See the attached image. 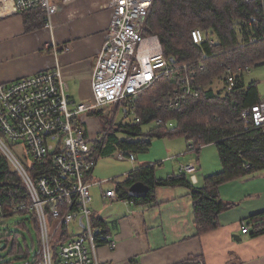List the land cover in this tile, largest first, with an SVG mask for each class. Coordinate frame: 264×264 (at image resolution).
<instances>
[{
  "label": "trees",
  "instance_id": "trees-1",
  "mask_svg": "<svg viewBox=\"0 0 264 264\" xmlns=\"http://www.w3.org/2000/svg\"><path fill=\"white\" fill-rule=\"evenodd\" d=\"M262 13L264 0H153L143 35L157 36L164 56L175 64L196 63L203 52L210 56L206 61L207 71L200 77V83L206 86L214 78L220 79L225 68L264 65ZM26 14L27 27L30 21L28 17L32 16L43 24L39 10ZM195 29L210 32L217 43L212 46L205 43L202 48L196 46L191 38V31ZM245 78L240 79L223 95L204 89L198 98L188 99L173 110L157 108V101L174 88L172 82L162 78L136 100L139 123H116V115L122 110L121 104L91 112L104 132L102 138L94 144L96 162L98 156L109 157L121 152L133 155L146 153L153 140L176 137H182L188 147L192 146L189 151L198 152L204 146L213 145L218 152L221 171L205 178L202 186L193 184L186 174L176 172L158 178L155 171L157 166L144 164L117 184L116 199L149 204L153 202L157 188H184L188 190L192 201L196 236L216 230L219 227V215L234 207V204L222 201L219 186L264 171V132L245 126L239 118L242 110L261 101L257 82H246ZM108 107L109 110L105 111ZM158 119L163 122L160 126L155 124ZM169 122L172 126H168ZM147 124L154 126L145 130ZM13 155L31 179L56 173L50 157L41 162L32 161L25 166ZM136 182L149 188L147 197L134 199L129 196L128 189ZM31 204L19 171L0 149V223L13 216L22 217L16 223V231L6 230L0 236L3 249L7 250V256L10 257L8 261L0 258V264H15L19 259L26 261L25 264H42L39 260L41 236L36 213L28 209L13 212L19 205L29 207ZM48 223L52 225L50 218ZM96 224L101 227L102 221L97 218ZM246 225L251 226L250 236L264 235V212L249 217ZM31 230L35 238L31 236ZM26 234L29 235L30 244ZM69 238L70 233L66 228L55 234L51 243L53 264L56 263L58 246ZM31 259L33 263L28 262Z\"/></svg>",
  "mask_w": 264,
  "mask_h": 264
},
{
  "label": "built area",
  "instance_id": "built-area-1",
  "mask_svg": "<svg viewBox=\"0 0 264 264\" xmlns=\"http://www.w3.org/2000/svg\"><path fill=\"white\" fill-rule=\"evenodd\" d=\"M13 1L17 13L39 10L43 26L52 28V19L58 11L57 0ZM72 1L61 0L63 4ZM152 3L153 0H108L112 17L93 67L90 101L76 103L69 97L59 68L0 83V149L19 171L32 201L29 207L19 205L13 212L28 209L36 213L42 264H53L51 243L55 234L73 225H80V231L58 246L55 264H102L98 246L104 244L111 250L116 247L114 237L93 228L88 178L96 165L94 144L100 138L95 140L86 134L81 117L121 104L125 118L129 117L125 121L139 123L136 100L162 78L172 82L174 88L157 101L158 109H177L188 99L198 98L204 90L200 77L207 71L206 61L210 56L203 52L196 63L175 64L164 56L157 36L143 35ZM262 18L264 20V13ZM191 38L201 48L205 43L208 46L217 43L216 38H207L199 29L191 31ZM249 72L248 66L228 67L220 79L224 87L231 90ZM239 118L245 126L264 132V100L242 110ZM155 124L160 126L163 122L158 119ZM6 142L22 146L32 161L41 162L50 157L56 173L31 179ZM117 158L135 161L132 153L121 152ZM178 168L180 174H186L195 182L197 168L194 164ZM103 198L115 200L117 196L110 190ZM249 227L243 225L241 233L247 234Z\"/></svg>",
  "mask_w": 264,
  "mask_h": 264
},
{
  "label": "crops",
  "instance_id": "crops-1",
  "mask_svg": "<svg viewBox=\"0 0 264 264\" xmlns=\"http://www.w3.org/2000/svg\"><path fill=\"white\" fill-rule=\"evenodd\" d=\"M56 3L58 11L52 19V28L48 29L33 16L28 17L27 27V14L17 13L13 0H0V83L59 68L69 97L76 103L85 102L92 96V71L105 41L112 12L108 0H74L67 4L57 0ZM245 81L248 80L245 78ZM203 87L214 92L212 83ZM81 123L86 134L95 140L102 138L104 132L95 116L83 115ZM114 155H97V161ZM136 155L135 161L130 162L135 163L134 169L123 179L142 165L156 161L170 163L165 168L160 165L159 170L155 169L158 178L179 173V155L162 154L160 159L153 158L152 154ZM215 162L213 167H205L198 157L188 162L197 168L193 184L202 186L205 178L219 173L220 161ZM94 169L88 181L91 183L89 191L92 188L100 190L99 202L96 200L95 205L120 201L103 198L107 191L116 192L119 182L115 183L114 189L103 191L102 186L108 182L95 179ZM218 192L223 202L234 204V207L219 215L216 230L201 236H196L192 201L184 188H157L154 200L149 204L127 201L132 208L123 215L103 216L91 207L95 231L109 234L116 241L113 250L104 244L98 246L99 260L102 264H200V261L202 264H264V235L250 236L251 226L247 234L241 233V227L247 224L249 217L264 212V171L224 183ZM97 218L102 221L101 227L96 224ZM68 231L70 236L76 235L80 225H73Z\"/></svg>",
  "mask_w": 264,
  "mask_h": 264
},
{
  "label": "rangeland",
  "instance_id": "rangeland-1",
  "mask_svg": "<svg viewBox=\"0 0 264 264\" xmlns=\"http://www.w3.org/2000/svg\"><path fill=\"white\" fill-rule=\"evenodd\" d=\"M205 33L207 35V38H211V37L215 38L214 35L211 34L210 32H205ZM246 79L248 81L254 80L257 82V89H258L259 97L261 100H264V65H262L261 67L260 66L251 67L249 74L246 76ZM212 84L214 86V92L217 94L221 93V95H223L226 91H229L228 89L224 87V84L222 83L221 79H216L214 82H212ZM120 111H119L120 113L118 117L116 118V123L118 121L124 122L125 120L129 119V117L124 118L122 114V110ZM153 126L154 124H147L146 126H144V129L147 130ZM7 145L9 147L11 146L10 147L11 151L16 155V157L22 162L23 165L26 166L32 162L30 155L26 152V150H24V148H22V146H16L9 142L7 143ZM187 145L188 143H186V141L182 137H176L173 139L165 138V139L153 140L151 148L149 149L147 153H144V154H152L153 158L155 159H160L162 154H174L177 156L179 155L180 156L179 165H186L188 162H192L196 160L197 157L199 158L200 163L201 164L203 163L205 167H213L214 164L216 163L215 160H217V163H219V159H218L219 156H218V152L215 146H212V145L204 146L200 148L199 151L197 152V151H189V147ZM117 154L118 153H116L114 157H111V158L99 159L95 166L93 177L99 181L102 180V181L108 182L102 186L103 191L106 189H114L115 183L121 182L124 175H126V173H128L131 169H134L135 167V163L131 164L128 161L117 160ZM136 156L139 157L140 155H136ZM163 162L164 161H161V162L156 161V162H151V164L156 165L157 170H159V168L162 167V165H164V168L170 165V163H163ZM158 165H161V166L158 167ZM197 174L198 173L196 172V175ZM99 191H100L99 188L97 189L92 188L90 190V193H91L90 195L92 196L91 197L92 201L90 204L91 211L93 208L97 212H100L103 216L104 215L109 216L110 214L114 216V215H123L125 213H128L129 210L132 208V206H130L129 203L124 200L123 201L120 200L114 203L104 201L102 202L100 206L95 205L96 200H98ZM21 219L22 217L13 216V217L2 220L0 223V236L3 235L6 230H9L11 232L16 231L17 230L16 223H18ZM30 233H31V236L35 238L32 230L30 231ZM26 237L28 239L27 240L28 244H30L29 235L26 234ZM1 240L2 239H0V258H2V260L8 261L10 257L7 256V250L3 249V244H1ZM34 251H36V246L34 248ZM18 257L20 258V255ZM28 262L33 263V260L31 259ZM25 263L27 262L22 259H19L18 261L15 262V264H25Z\"/></svg>",
  "mask_w": 264,
  "mask_h": 264
},
{
  "label": "water",
  "instance_id": "water-1",
  "mask_svg": "<svg viewBox=\"0 0 264 264\" xmlns=\"http://www.w3.org/2000/svg\"><path fill=\"white\" fill-rule=\"evenodd\" d=\"M149 188L141 182H136L128 189V194L134 199H143L147 197Z\"/></svg>",
  "mask_w": 264,
  "mask_h": 264
}]
</instances>
